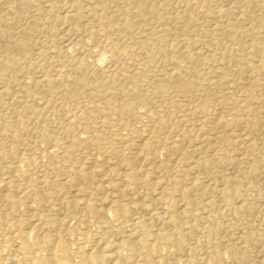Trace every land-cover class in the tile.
<instances>
[{"label":"bare ground","instance_id":"bare-ground-1","mask_svg":"<svg viewBox=\"0 0 264 264\" xmlns=\"http://www.w3.org/2000/svg\"><path fill=\"white\" fill-rule=\"evenodd\" d=\"M0 264H264V0H0Z\"/></svg>","mask_w":264,"mask_h":264},{"label":"rangeland","instance_id":"rangeland-1","mask_svg":"<svg viewBox=\"0 0 264 264\" xmlns=\"http://www.w3.org/2000/svg\"><path fill=\"white\" fill-rule=\"evenodd\" d=\"M24 228V227H23ZM172 255V256H171ZM175 256H173V254H170L169 256H167V259L169 260V261H173L175 258H174ZM173 258V259H172Z\"/></svg>","mask_w":264,"mask_h":264}]
</instances>
